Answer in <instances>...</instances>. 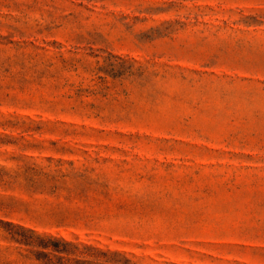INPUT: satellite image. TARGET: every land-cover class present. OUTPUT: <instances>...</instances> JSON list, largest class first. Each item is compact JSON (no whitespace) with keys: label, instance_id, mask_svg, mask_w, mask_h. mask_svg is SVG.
Wrapping results in <instances>:
<instances>
[{"label":"rangeland","instance_id":"rangeland-1","mask_svg":"<svg viewBox=\"0 0 264 264\" xmlns=\"http://www.w3.org/2000/svg\"><path fill=\"white\" fill-rule=\"evenodd\" d=\"M0 264H264V0H0Z\"/></svg>","mask_w":264,"mask_h":264},{"label":"trees","instance_id":"trees-1","mask_svg":"<svg viewBox=\"0 0 264 264\" xmlns=\"http://www.w3.org/2000/svg\"><path fill=\"white\" fill-rule=\"evenodd\" d=\"M61 242L63 243V245H67L68 243H66L65 241L61 240ZM58 244V243H56ZM43 249H46L48 246H41ZM57 248V245H54L53 246V249H56ZM56 252H58V250H54ZM44 256H47V254H43ZM62 258H59L58 260L60 261ZM51 263V262H50Z\"/></svg>","mask_w":264,"mask_h":264}]
</instances>
